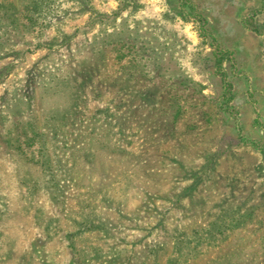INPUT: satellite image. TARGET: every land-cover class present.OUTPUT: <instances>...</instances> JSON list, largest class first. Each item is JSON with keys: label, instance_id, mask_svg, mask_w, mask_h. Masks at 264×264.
<instances>
[{"label": "rangeland", "instance_id": "obj_1", "mask_svg": "<svg viewBox=\"0 0 264 264\" xmlns=\"http://www.w3.org/2000/svg\"><path fill=\"white\" fill-rule=\"evenodd\" d=\"M0 264H264V0H0Z\"/></svg>", "mask_w": 264, "mask_h": 264}]
</instances>
